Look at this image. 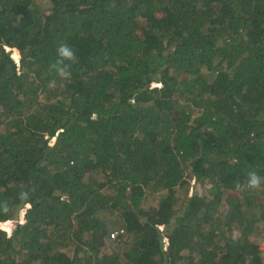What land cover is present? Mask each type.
<instances>
[{"label": "trees", "instance_id": "obj_1", "mask_svg": "<svg viewBox=\"0 0 264 264\" xmlns=\"http://www.w3.org/2000/svg\"><path fill=\"white\" fill-rule=\"evenodd\" d=\"M44 1L0 0V264H264V0Z\"/></svg>", "mask_w": 264, "mask_h": 264}, {"label": "clouds", "instance_id": "obj_2", "mask_svg": "<svg viewBox=\"0 0 264 264\" xmlns=\"http://www.w3.org/2000/svg\"><path fill=\"white\" fill-rule=\"evenodd\" d=\"M57 59L54 63L50 65V70L55 71V73L61 78V80L70 81L72 73L71 66L78 62V56L76 51L67 43H61L57 47ZM50 83H55V80ZM262 184H264V177H261L256 171H249L247 174L246 183L237 182L235 187L238 191H244L248 189L256 190L259 189ZM29 198L28 192L20 193V199L27 200ZM0 208L7 210V202L0 204ZM232 238L235 240L237 238V233L233 232Z\"/></svg>", "mask_w": 264, "mask_h": 264}, {"label": "rangeland", "instance_id": "obj_3", "mask_svg": "<svg viewBox=\"0 0 264 264\" xmlns=\"http://www.w3.org/2000/svg\"><path fill=\"white\" fill-rule=\"evenodd\" d=\"M44 2L46 3L47 1L45 0ZM13 53L19 55L18 49H17V48H13ZM14 56H15V55H14ZM19 57H20V56H18V60H19ZM191 191H192V188L190 189V192H191ZM13 222H14V220H8V221L5 222V224H8V225L12 226V225H13ZM115 232H116V234H117V230H116Z\"/></svg>", "mask_w": 264, "mask_h": 264}, {"label": "built area", "instance_id": "obj_4", "mask_svg": "<svg viewBox=\"0 0 264 264\" xmlns=\"http://www.w3.org/2000/svg\"><path fill=\"white\" fill-rule=\"evenodd\" d=\"M116 232L112 233V237H114ZM262 247L264 248V241L262 242Z\"/></svg>", "mask_w": 264, "mask_h": 264}]
</instances>
